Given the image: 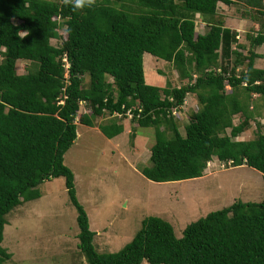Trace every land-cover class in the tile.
Listing matches in <instances>:
<instances>
[{
  "label": "trees",
  "instance_id": "1",
  "mask_svg": "<svg viewBox=\"0 0 264 264\" xmlns=\"http://www.w3.org/2000/svg\"><path fill=\"white\" fill-rule=\"evenodd\" d=\"M219 3L240 4L241 16L256 26L246 35V54L238 51L246 46L237 31L219 19ZM262 46L264 0H95L78 9L67 0H0V264L11 259L1 246L6 216L39 199L43 182L61 177L87 264H264V200L210 212L179 238L169 222L147 217L121 250L98 252L64 164L78 125L94 127V118L107 114L112 119L98 130L113 139L129 113L139 128L153 129L149 163L141 169L147 180L199 179L216 160L252 168L264 182L260 123L251 140H236L255 124L252 98L264 103V68L255 65L264 53L254 50ZM144 53L171 63L181 84H147ZM17 61L31 68L19 75ZM189 95L198 106L182 134ZM82 104L89 112L80 113Z\"/></svg>",
  "mask_w": 264,
  "mask_h": 264
},
{
  "label": "rangeland",
  "instance_id": "2",
  "mask_svg": "<svg viewBox=\"0 0 264 264\" xmlns=\"http://www.w3.org/2000/svg\"><path fill=\"white\" fill-rule=\"evenodd\" d=\"M241 13L240 4H218L219 19L237 31L238 41L246 46L245 50L238 51L246 54L249 49L246 35H254L252 29L256 26L249 19H244ZM204 31L205 26L198 18L196 33ZM55 42L51 40V44L55 45ZM254 50L263 54L264 46ZM255 65L264 68V56L256 59ZM30 68L29 62L16 63L19 75ZM143 71L147 84L163 86L167 81L174 86L181 84L171 63L148 53L143 55ZM262 102L259 97L251 100L260 117L264 116ZM197 106L195 96L189 95L180 116L182 134L183 124ZM84 112L89 111L82 104L80 113ZM111 119L104 114L94 118V127L78 125L77 138L64 155V164L74 175L77 199L87 213L90 230L95 232L93 244L98 252L116 253L121 250L133 239L147 217L169 222L179 238L188 224L235 201H242L246 195L256 201L264 199L261 177L251 176L248 171L237 167L221 166L216 160L199 179L168 183L147 180L141 169L149 163L153 129L139 128L130 117H126L122 120L123 133L107 139L98 132V125ZM254 122L251 125L253 133L256 123L261 121ZM260 124L264 132V125ZM243 180L246 181L245 188L239 187ZM38 190L41 194L39 199L14 208L6 216L1 246L11 254V259L4 264H87L77 247V213L70 203L64 179L45 181Z\"/></svg>",
  "mask_w": 264,
  "mask_h": 264
},
{
  "label": "crops",
  "instance_id": "3",
  "mask_svg": "<svg viewBox=\"0 0 264 264\" xmlns=\"http://www.w3.org/2000/svg\"><path fill=\"white\" fill-rule=\"evenodd\" d=\"M186 104H187V101H186ZM186 104H185V106H186ZM262 105H263V107H264V104H263V103H262ZM185 106H184V107H185ZM184 107H183V108H184ZM255 119H256V120H260V121H261L260 123H262V124L264 125V116H263V117H260V114L255 113ZM236 121H238V120H237V119H234L235 124H236ZM260 125H261V124H260ZM262 129H263V127H262V125H261L260 130H261V132L264 134V132H263ZM98 132H99V130H98ZM253 137H254V134H253V127L251 126L250 129H247L246 131H244L239 137L236 138V140H238V141H249V140H251ZM237 168L244 169V170L248 171V174H250L251 176H252L253 174L258 175L259 177H261V179H262V181H263V175H262L260 172L254 170V169H252V168H249V167H247V166H245V165L240 166V167H237ZM243 178H245V177L243 176ZM245 184H246V181L243 180L242 183H240L239 187H241V188H245ZM250 198H251V197H249V196L246 195V197H244V199L242 200V202H244V203H246V202H260V201H263V200H264V199H261V200H259V201H256V200H254V199H250Z\"/></svg>",
  "mask_w": 264,
  "mask_h": 264
},
{
  "label": "clouds",
  "instance_id": "4",
  "mask_svg": "<svg viewBox=\"0 0 264 264\" xmlns=\"http://www.w3.org/2000/svg\"><path fill=\"white\" fill-rule=\"evenodd\" d=\"M67 2L71 3L74 8L78 9V8H83L86 6L91 7L95 3V0H67ZM66 72H67V76H68V70H66ZM220 165H222V164H220ZM227 167L231 168L232 164L229 166L227 165Z\"/></svg>",
  "mask_w": 264,
  "mask_h": 264
},
{
  "label": "built area",
  "instance_id": "5",
  "mask_svg": "<svg viewBox=\"0 0 264 264\" xmlns=\"http://www.w3.org/2000/svg\"><path fill=\"white\" fill-rule=\"evenodd\" d=\"M63 61H64V67H65V69L66 70H68V68H69V64H68V61L66 60V58L64 57V59H63ZM66 76H67V72H66ZM227 89H229V87H227ZM63 102H61V104H62ZM118 117H120V115H118V114H116ZM127 116H129V117H131V115L128 113L127 114ZM232 163L231 162H228L226 165H231ZM221 166H223V164L221 165Z\"/></svg>",
  "mask_w": 264,
  "mask_h": 264
}]
</instances>
